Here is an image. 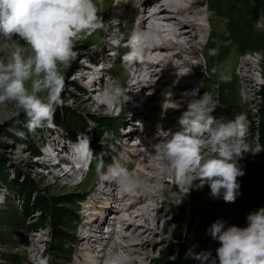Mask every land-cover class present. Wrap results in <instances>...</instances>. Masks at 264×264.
<instances>
[{
	"label": "clouds",
	"instance_id": "clouds-1",
	"mask_svg": "<svg viewBox=\"0 0 264 264\" xmlns=\"http://www.w3.org/2000/svg\"><path fill=\"white\" fill-rule=\"evenodd\" d=\"M97 30L106 31L107 24L95 0H0V104L13 102L21 108L28 117L29 131L52 120L56 108L62 105V67L70 66L79 55L77 43ZM112 39L116 44L126 41L129 52L123 60L135 65L159 37L137 25L128 34H113ZM184 95L189 99L186 110L177 118L178 127L174 131L158 128V142L151 145L162 157V172L173 177L178 189L175 205L193 187L205 184L212 197L222 195L225 202H235L240 188L237 177L244 175L238 159L248 151L246 117L239 114L218 119L211 114L210 96L201 97L196 89ZM97 99L106 106H123L130 97L113 79ZM179 107L175 103L174 108ZM81 138L89 145L86 136L81 134ZM103 169L101 157L97 170L102 179L115 182L127 194H137L142 186L134 173L118 163ZM207 232L219 242L216 257L209 251H194L195 245L187 250L186 257L200 264H217V259L218 264H264V207L247 215L245 227H225L223 220H216ZM50 259L37 257L36 264H48Z\"/></svg>",
	"mask_w": 264,
	"mask_h": 264
},
{
	"label": "bare ground",
	"instance_id": "bare-ground-1",
	"mask_svg": "<svg viewBox=\"0 0 264 264\" xmlns=\"http://www.w3.org/2000/svg\"><path fill=\"white\" fill-rule=\"evenodd\" d=\"M123 1L137 7L136 10L129 8L132 12V15L128 19L129 26L132 23L138 24L145 30L156 32L159 37L158 42L143 53L141 61L135 62V65H130V72L124 74L118 81L127 92V95L135 98L133 102L135 103V110L131 117L127 118V121L129 123L134 122L135 116L140 112L142 118H147L150 121V123L147 122L144 124L147 129L153 126V129L150 128L149 131H141L142 126L140 125L132 126V129L129 130L130 132L126 134L127 138L133 136L132 134H136L137 137L134 138V140L138 137L140 140L138 143L131 142L134 140L128 143L126 142L132 146L131 148L128 146L123 147L125 151L121 153V159L117 162L119 165L131 170V172L142 181V186L137 194L132 195L125 193L115 182L105 181L102 179L101 175H95L93 177L87 191L93 192L95 196H87L86 198H88V200L85 199L87 203L83 202L81 208V214H83V216L85 215V217H83L85 218L83 222L85 221L87 224L80 223L76 232L78 234L76 239L77 242L83 241L84 246L81 244V247L85 248L86 251L79 252V250H77L76 258L73 260L74 262L72 264H149L148 262L152 257V252L147 248L148 245H146L147 243L143 240L144 236L156 234L158 232L159 235H163V232L168 230L166 225L167 222L164 218L167 209H165L163 205L169 204L170 206L171 203H173L174 197L172 191L177 189L176 186L173 185V177L164 174L159 167L162 161L161 155L153 152L151 148V145L158 142L159 139L156 136L158 129L154 127L155 124H152V119L157 118L158 121H161L160 119H162V121L165 119L164 122L168 121V124L165 125L162 122V124H158V127L166 126L167 130H176L178 127L177 118L186 110L187 100L189 99V97H186L184 94L191 92L195 86V84L190 81V78L200 75V72L196 70V68H199L202 63H204L206 67L214 68L211 73H217V71L223 67L226 69L229 68L238 78V87L245 101H250L252 99L256 77L258 74L260 75V73H263V62L261 59L254 60V58L247 56L239 57L238 55L241 51L237 48H235L236 50L234 51V47L230 50L226 63L222 66L217 64V52L220 47L221 39H226L224 31L228 25L224 18L219 16L218 13H220V10L218 8L215 11L210 10L212 8V1L113 0L115 4L114 9L118 11V13L116 14L114 12L111 19L106 16L105 8L99 10V15H101L107 24V30H101V34H99L96 39L94 38L95 40L93 39L92 43L86 48L78 49L79 47H76L79 52L78 56L83 54L81 58L88 59V62L91 61V64H84L81 59L77 60V56L74 62L78 68L75 69V71L78 72L81 70V73L75 77V80L77 83L86 81L90 84L88 91L85 92V101L90 106H93L94 109H105V105L99 103L97 98L102 93V74L106 72L107 69L104 63L98 68L99 63H96L95 60L101 57L102 61L106 62L110 58L108 55L107 57H103V55L105 47L108 45L111 46L112 43L105 42V38H103L102 35L108 33L113 41V34H116L115 31L120 30L121 13L122 16L125 15L123 14L125 11L123 5L125 6V3H121ZM95 2L96 4L98 3L97 0H95ZM164 13L165 16H163ZM21 43H23V41H21ZM87 44L86 38L80 41V46H85ZM212 48L216 50L214 55L210 52ZM87 65L90 67H87ZM156 65H161L162 68L155 67ZM158 71H160L162 75H167V82H176L175 88L172 87L169 91L163 89L161 93L153 92L151 96L156 99V102L145 108L147 103L136 102L142 97V90L146 87L143 76H151ZM208 72L210 71L208 70ZM97 75L99 80H95ZM131 80H133V82L128 84ZM150 80L149 78L147 81L149 82ZM201 87L202 86H200V88ZM152 91H154V88ZM169 92L172 94L171 97L167 94ZM176 93H183V98L180 101H176L172 98ZM97 94L99 95L95 96ZM202 96L204 95H201V97ZM75 100L78 99L75 98ZM127 103L128 101L123 106H120L124 107ZM175 103H178L180 107L174 108ZM139 107L145 109L140 110L138 109ZM151 110H153V112H150ZM82 135L86 136V134ZM52 141H54L55 145H58L59 151H64L67 147L74 155L69 167H60V170H62V177L66 179L73 178L76 172L87 171V162H78L76 160L80 151L89 147V145L84 143L81 136L74 142L73 147L68 146L67 143H63L62 140L60 141L58 137H53ZM88 142L90 144L89 138ZM46 152H50L49 155L52 156L56 153L52 147L46 149ZM62 155L65 156V153H62ZM50 157L51 156H48L47 159H51ZM45 163L46 162H41V164ZM48 166H53V162ZM143 176L144 178H141ZM45 177L46 175L41 176V178ZM54 177L56 179L55 183L60 185L58 182L60 175H54ZM168 177L171 178V185L167 183ZM84 180H88V176ZM108 185H111L112 188L107 187ZM108 197L114 199L115 207L122 210V212H120L121 210L115 211V213L112 214L113 219L111 220L105 219L109 208ZM124 197L128 198V203H125L127 200L123 201ZM176 198H178V196H176ZM184 198L185 196L182 198L180 207L185 206ZM101 200L105 201V211L100 208H89V206H95L97 201L100 202ZM188 201L193 202L194 197L188 196ZM135 203L144 206L137 207V211H134V207L133 209H131V207ZM191 208L195 209V204H192ZM92 221L96 222L90 223ZM104 225L107 227L106 230L104 229ZM169 231L173 232L174 229L170 228ZM72 235L73 237L75 236L74 234ZM161 237V240H164V236ZM43 241L44 237L36 233H32L29 240L23 239L25 249L22 250L31 256L30 260H32V258L37 260L39 253H41ZM93 242H98L103 245L100 249L101 252L96 253L93 251L94 249L90 246H95L92 244ZM151 246H153V244L149 245V247Z\"/></svg>",
	"mask_w": 264,
	"mask_h": 264
},
{
	"label": "rangeland",
	"instance_id": "rangeland-1",
	"mask_svg": "<svg viewBox=\"0 0 264 264\" xmlns=\"http://www.w3.org/2000/svg\"><path fill=\"white\" fill-rule=\"evenodd\" d=\"M97 7L99 10L105 8L106 16L110 19L113 16V13L116 14L118 11H115V4L113 0H97ZM212 1V8L210 10H216L219 3H222L223 0H209ZM221 1V2H220ZM125 3V11L120 20V30L115 31L116 33H130L134 26L138 24L132 23L129 26L128 19L132 15V12L129 8L136 10L137 7L127 4L126 1L121 2ZM233 3H240L239 0H235ZM131 6V7H130ZM221 6V5H220ZM235 12V16L237 15V11ZM219 16L223 17L228 25L224 31V35H226V39H221L220 47L217 52L218 59L217 64L222 66L226 63L227 58L229 56L230 50L234 47L239 49L241 53H239V57L247 56L256 59L262 60V68L263 73L256 77V83L254 86V91L252 93V99L250 101H245L242 96V92L238 87V78L237 76L231 72V70L225 67L220 68L217 73L213 72V67H206L204 63H202L199 68H196L200 72L199 76H194L190 78V81L195 84L194 89L197 90V94H201L200 86L206 87L205 91H202V95H207L211 97L209 107L212 109L215 105L218 97V93L220 92V85H212L211 82L217 81L224 83L225 80L223 77H230L231 81H234L235 87V98L237 99L238 106L241 108L242 112L247 118H255L254 113L256 111V103L258 102L257 90L259 89L260 84L264 81V50L262 49H249L242 52V48L240 46L239 40H233L231 32L228 35V27L230 24L229 12L225 9L222 13H218ZM165 16V13L163 14ZM167 16V15H166ZM253 26V30L261 31L264 29V17L260 16L258 19H252L251 22ZM139 26V25H138ZM130 27V28H129ZM100 31V32H99ZM101 34V30H97L92 35L86 37L87 45L80 46V42L77 43L76 47L78 49H84L92 43V40L97 38ZM105 38V42L112 43L111 46H106L104 49L103 57L110 56L108 61H102V58L99 57L96 61L98 64V68L101 67L104 63L107 67L106 72L102 74V92L104 90L105 84L110 80L119 81L121 77L130 72V65L125 63L123 57L129 52V48L126 46V41H121L119 44L113 42L108 33L102 35ZM228 37V38H227ZM94 39V40H95ZM162 42V41H161ZM215 49H210V52L214 55ZM111 52V53H109ZM175 52V51H173ZM226 52V55L223 53ZM167 54V53H165ZM83 54L78 56L77 60H82L85 64H91V61L86 58H81ZM94 56V55H92ZM96 57V56H95ZM143 58V57H142ZM194 60V59H191ZM102 64V65H101ZM114 65V67H113ZM85 67V66H84ZM87 67H90L87 65ZM155 67L162 68L161 65H156ZM77 65L72 61L70 66L63 68V75L65 77V88L62 92V105L56 108L54 118L50 121H46L43 126L37 127L34 131H29L28 117L24 113V111L15 105L13 102H5L4 104H0V264H35L36 260L32 258L30 260L29 254H27L22 249H25V245L23 244V239L29 240L32 233L41 234L44 237V241L41 245V253H39V257L45 255L47 253L51 254L49 250V241L51 238V230L45 225L43 227H31L28 226L31 223L37 221L38 211H34V209L30 210L27 213H24L21 210V202L22 199L25 198L22 189L17 188L16 186H11L9 183L10 178H17L19 181L23 178V180H32L35 183L37 189L42 190L46 194H59L65 191H77L80 194V198L75 201V204H70L72 208H75L76 213L78 214V223L75 227L71 228V234H74L73 243L71 245L72 252L67 257H60V264H72L74 259L76 258L77 250L79 252L86 251L83 241L77 242V230L79 228L80 223L87 224V222H83L85 220V215L81 214V208L83 206V202L87 203V196H95L93 192H89L88 186L91 183L93 177L95 175H100L97 168H92L91 166L87 168L85 172H76L73 178H64L62 177L60 167L61 161L69 162V160L65 159L66 157L62 155L64 151H59L58 145H55L54 141H52L53 137H58V139L63 143H73L71 140H76L78 136L81 134V129L75 137H68L67 132L64 127V108L69 106L79 112L84 117H89L90 115H98V114H121L124 118V123L119 129V133L116 134L115 146L112 151L110 158L105 160L104 171L107 170L108 165L117 163L121 158V153L125 151L123 147L128 146L131 148V144H127L129 141L134 140L137 137L136 134H132L127 138L126 134L129 133L132 126L140 125L142 126V130H150L153 129V126L147 129L145 123H150V121L146 118L141 117V113L139 112L137 116H135V120L132 123L127 121V118L131 117L132 113L135 110V103L133 96H130L128 103L121 107L119 104L115 106H104L101 109H94L93 106H90L86 101L85 92L88 91L89 85L86 81L76 82L75 77L81 73L80 71H75L77 69ZM208 70L210 72H208ZM208 72V73H207ZM96 75V74H95ZM144 84H146L144 89L142 90V97L136 102L147 103L148 106L152 105L156 102V99L151 96L153 92L161 93L163 89L170 90L172 87L175 88L176 82H167V75H162L160 71L150 75H145ZM151 79L149 82L148 79ZM95 80H99L98 75L95 77ZM143 81V80H142ZM133 80L129 81L128 84H131ZM148 83V84H147ZM154 88V91L152 89ZM71 94V95H69ZM99 94L95 95L98 96ZM183 93L174 94L172 98L176 101H180ZM201 96V95H200ZM203 97V96H202ZM77 98L78 100H75ZM178 98V99H176ZM138 107V106H137ZM142 108V109H145ZM142 110L140 107L138 108ZM100 110V111H99ZM150 112H153L151 110ZM158 121L157 118L152 119V124H155V128H159L158 124H162V122L167 125L168 121L164 122L165 119H160ZM160 122V123H159ZM87 128L83 130V133L86 134L88 138H90V130L93 122L90 123ZM86 129L88 131H86ZM161 130H167L166 126L160 127ZM132 131V130H131ZM148 138V137H147ZM139 137L131 141L133 143H138ZM124 142V143H122ZM127 142V143H126ZM19 143H24L26 146L32 147V149H38V154L29 150H26V147L20 148ZM55 145V146H54ZM134 145V144H133ZM245 145L248 151L244 152L243 155L246 157H254L258 151L259 145L257 144L256 137L251 132H247L245 136ZM54 148L55 157L51 159H47L50 152H46L48 148ZM60 147V145H59ZM65 150H68L66 147ZM159 156V155H158ZM126 158V157H125ZM51 160H59V163H53V166H48L51 164ZM50 161V162H49ZM41 162H46L45 164H41ZM123 162V161H122ZM134 164V163H133ZM132 164V165H133ZM131 171V170H129ZM42 175H46L45 178H41ZM55 176L60 175L58 182L60 185L55 183ZM88 176V180H84ZM141 178H144L141 177ZM171 178H167V183L171 185ZM199 181H195L194 184H198ZM58 187H57V185ZM107 187L112 188L111 185ZM176 191L178 189L172 191V195L174 197L173 203L171 205H163L165 209H167L164 218L166 220V225L168 230H165L163 235H159V232L156 234H148L144 236V242L147 243L148 249L152 252V257L149 260V264H156L155 258L160 255L163 251H172L175 249L178 243L190 241L191 239L206 233L207 228L204 227L205 216L208 213L215 212L216 214L222 217V220L225 222V227L228 225H233V221L228 218L230 213H233L234 209L226 205L223 201L222 195L220 197H212L210 188L207 184H205L202 188L194 187L190 190V192L185 195V206L180 207V204L175 205V200L177 194ZM188 196H193L194 201L189 202ZM86 199V200H85ZM127 200V201H125ZM108 211L106 213V220L113 219V215L115 211H120V208L115 207L114 199L108 197ZM123 201L128 203V198L124 197ZM195 204V209L191 208V205ZM139 203H135L131 209L134 207V211H137V207H141ZM144 206V205H143ZM142 206V207H143ZM91 209H104L105 211V201L101 200L97 201L96 205L89 206ZM122 212V210L120 211ZM175 217V218H174ZM82 221V222H81ZM96 221H92L90 223H94ZM161 222V220H160ZM159 222V223H160ZM89 223V222H88ZM235 225V224H234ZM106 225H104V229L106 230ZM173 228L174 231L170 232L169 229ZM161 236H164V240H161ZM78 243V244H77ZM95 246L90 245L94 250V252H101V243L93 242ZM150 244L153 246L149 247ZM114 262V261H113Z\"/></svg>",
	"mask_w": 264,
	"mask_h": 264
},
{
	"label": "trees",
	"instance_id": "trees-1",
	"mask_svg": "<svg viewBox=\"0 0 264 264\" xmlns=\"http://www.w3.org/2000/svg\"><path fill=\"white\" fill-rule=\"evenodd\" d=\"M216 1L218 2V0ZM234 1L223 0L222 3L218 2L221 6L215 7L220 10V13L225 9L229 12L231 22L230 27H228V29L230 28L228 35L231 32L233 40H239L242 52L249 49L264 50V29L261 31L253 30L251 24L252 19L264 17V0H239L240 3H233ZM235 10L237 11L236 16L233 12ZM223 54L226 55V52ZM211 83L212 85H220L221 88L211 111L214 117L232 119L236 115H244L235 98L234 81L227 80L224 83L213 81ZM200 89V95H202V91H205L206 87ZM257 95L255 118L244 116L246 117L247 132L254 134L259 148L254 157H246L242 154V157L238 159V165L244 171L243 176L237 177L240 184L239 195L232 203L223 200L226 205L234 209L228 218L239 227L247 225V215L250 212L264 207V81L260 84ZM64 118L66 139L75 137L80 129L83 131L93 122L89 138L92 147L90 166L97 168L101 157L105 165V160L110 158L114 150L116 134L119 133V129L124 123L123 116L121 114H98L86 118L73 108L66 106ZM19 147H26V150H33L38 154V149H32L24 143H19ZM9 183L11 186L22 189L25 195L21 202V210L27 213L34 209L39 213V219L28 226L43 227L47 225L50 228L49 250L51 254L47 253L45 256L51 257L48 264H60V257H67L72 252L73 235L70 232L79 220L75 208H72L70 204H75V201L80 198V194L77 191H65L54 195L46 194L36 188L34 181L23 180V178L20 181L17 178H10ZM216 220H222V217L215 212L208 213L203 225L208 229ZM193 245L196 246L194 251H209L215 258V249L219 246V242L214 240L206 231V233L190 241L178 243L172 251H163L155 258V262L156 264H200L199 261L185 255Z\"/></svg>",
	"mask_w": 264,
	"mask_h": 264
}]
</instances>
